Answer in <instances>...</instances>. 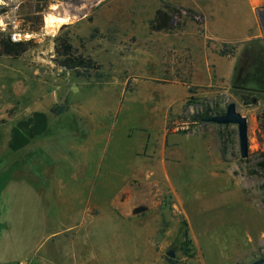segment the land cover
<instances>
[{
    "label": "rangeland",
    "instance_id": "obj_1",
    "mask_svg": "<svg viewBox=\"0 0 264 264\" xmlns=\"http://www.w3.org/2000/svg\"><path fill=\"white\" fill-rule=\"evenodd\" d=\"M248 1L0 0V32L28 43L0 52V195L43 196L51 208L33 215L54 231L22 225L34 250L13 264L264 258V0ZM160 8L168 30L151 28ZM230 101L246 157L235 124L197 118Z\"/></svg>",
    "mask_w": 264,
    "mask_h": 264
},
{
    "label": "crops",
    "instance_id": "obj_2",
    "mask_svg": "<svg viewBox=\"0 0 264 264\" xmlns=\"http://www.w3.org/2000/svg\"><path fill=\"white\" fill-rule=\"evenodd\" d=\"M252 4L249 0L248 7ZM33 197L35 200L23 194L0 195V264H13L26 259L34 250V245L25 243L29 232L25 231L22 225L40 227L37 234H39L38 240L41 241L46 235L54 234V231L46 229L48 226L43 216L33 215L39 211L44 213L51 207L48 208L41 200L43 196L36 194ZM28 213L33 217L27 216Z\"/></svg>",
    "mask_w": 264,
    "mask_h": 264
},
{
    "label": "trees",
    "instance_id": "obj_3",
    "mask_svg": "<svg viewBox=\"0 0 264 264\" xmlns=\"http://www.w3.org/2000/svg\"><path fill=\"white\" fill-rule=\"evenodd\" d=\"M43 9L41 7H34L33 12L39 13ZM173 15V10L170 11V9L167 11L166 9H157L155 12V15L153 19L150 22L151 28L154 30H168L171 26V19ZM28 31H36L37 28L32 27L27 29ZM27 41L24 40H12L9 36L4 35L3 33L0 32V52L1 54H6L8 56L15 57L19 55L21 52L26 50L27 48ZM67 50L70 48V45H66ZM222 54H225V51H222ZM91 60L90 59H83L82 57H71V56H66L63 57V59L60 61V65L67 68V69H72L76 70V72L79 75H84L82 74V71H80V68H83L88 72V68L90 67ZM63 111L62 106L58 107H52L51 112L54 113H61ZM220 114L219 112H214L211 113L209 110H204L201 113L198 114L197 118L199 120H203V118L208 117V116H213V115H218ZM27 121L32 122L33 129L30 132L32 134L31 136L38 135L42 133L46 127V119L45 116L41 113H35L33 118L28 119ZM16 136H20V134L17 132ZM12 148H16L15 144H12ZM261 166H264V160L260 162Z\"/></svg>",
    "mask_w": 264,
    "mask_h": 264
},
{
    "label": "water",
    "instance_id": "obj_4",
    "mask_svg": "<svg viewBox=\"0 0 264 264\" xmlns=\"http://www.w3.org/2000/svg\"><path fill=\"white\" fill-rule=\"evenodd\" d=\"M206 120L219 124H235L237 126L240 154L242 157L248 155V123L247 118L236 110L233 101L228 102L223 113L211 116ZM264 258L255 259L249 264H263Z\"/></svg>",
    "mask_w": 264,
    "mask_h": 264
},
{
    "label": "bare ground",
    "instance_id": "obj_5",
    "mask_svg": "<svg viewBox=\"0 0 264 264\" xmlns=\"http://www.w3.org/2000/svg\"><path fill=\"white\" fill-rule=\"evenodd\" d=\"M233 2V0H230V2ZM236 4H238V6L243 2V0H235ZM250 2L254 3L256 2V0H250ZM235 4V3H234ZM236 6V5H235ZM237 6V7H238ZM70 16L74 17V14L72 13ZM47 24L49 25H59L62 23H65L67 21V17H62V16H54L52 14H48L47 18H46ZM48 26V25H47ZM54 26V25H53ZM52 26V27H53ZM58 28V27H57Z\"/></svg>",
    "mask_w": 264,
    "mask_h": 264
},
{
    "label": "flooded vegetation",
    "instance_id": "obj_6",
    "mask_svg": "<svg viewBox=\"0 0 264 264\" xmlns=\"http://www.w3.org/2000/svg\"><path fill=\"white\" fill-rule=\"evenodd\" d=\"M214 116V115H213ZM209 117H211V116H208V117H205V118H203V120H206L207 118H209ZM254 261V260H253Z\"/></svg>",
    "mask_w": 264,
    "mask_h": 264
}]
</instances>
